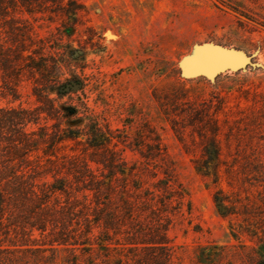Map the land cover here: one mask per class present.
I'll list each match as a JSON object with an SVG mask.
<instances>
[{"label": "rangeland", "instance_id": "374dc122", "mask_svg": "<svg viewBox=\"0 0 264 264\" xmlns=\"http://www.w3.org/2000/svg\"><path fill=\"white\" fill-rule=\"evenodd\" d=\"M77 1L83 9L71 34L61 15L25 16L47 45L60 43L59 53L67 56L62 80L82 82L55 104L87 107L104 131L110 129L108 154L132 171L123 185L136 203V219L122 218L119 233L93 225L84 240L82 205L74 202L90 204L94 195L80 190L66 167L75 157L87 159L98 174L102 166L91 159H102L107 151L88 143V119L67 122L63 127L81 128L77 140L54 148L42 143L30 158L70 180L67 195L57 194L53 202L72 213L66 233L78 244L31 249L50 247L44 244L49 238L36 230V245H23L20 235L8 233L6 221L0 227V264H257V251H264V0ZM208 44L242 51L243 67L211 77L187 76V60ZM19 73L13 79L17 97L0 95V104L35 109L38 75L27 69ZM51 96L57 98L55 92ZM54 122L42 118L28 130H43L49 139L57 131ZM212 141L218 153L211 158L204 148ZM52 173L45 180L52 181ZM136 181L142 190L134 188ZM146 189L175 200L153 214L142 204ZM178 194L182 198L176 200ZM158 222L165 229L169 261L159 251L129 243L143 235L135 237L136 223L149 229Z\"/></svg>", "mask_w": 264, "mask_h": 264}, {"label": "trees", "instance_id": "16d2710c", "mask_svg": "<svg viewBox=\"0 0 264 264\" xmlns=\"http://www.w3.org/2000/svg\"><path fill=\"white\" fill-rule=\"evenodd\" d=\"M82 9L83 6L77 0H0V78L3 81L0 85V95L4 98L8 95L17 97L13 79L18 77L22 69H27L33 73V76L38 75L35 77L36 85L34 86V94L39 103L37 108L0 104V156L5 157L3 161H0V227L7 221L8 233L12 230L15 236L20 235L23 245H36L37 240L33 237L36 230L49 238L48 243L44 244L50 247L31 249H54L55 245L78 244L77 239L71 242L66 233L72 213L67 208L59 206L57 202H53L57 194L67 195L71 186L70 180L67 177H58L52 173V170L47 171L40 163H35L30 158L32 152L40 150L42 143H47L54 148L64 140H77L81 134L79 132L81 128L76 131L71 127H63L67 122L80 123L88 119L86 133L88 143L92 147H104L107 151L104 158L91 159L98 164V167L102 166L98 174L87 159L76 162L77 157H75L66 167L67 173L73 174L80 190H89L94 195L93 206H91L93 202L88 204L78 199L74 202V205H82L80 214L87 231L84 240L89 239L93 225L103 224L107 231L113 229L119 233L122 230V218L126 217L133 222L136 219L134 209L136 203L130 199L127 186L123 185L126 179L132 176V171H128L126 164L119 162L113 154H108L111 152L108 143L112 141L110 129L107 128L104 131L98 118L89 113L87 107L81 111L80 105L72 101L70 104L64 102L60 106L55 104L57 99L60 101L67 93L68 95L73 93L75 84H82V82L62 80V66L67 56L59 53L60 48L57 46L60 43L53 42L47 45L45 38L34 31L33 25L25 16L40 13L41 16L46 15L52 18L53 15H61L67 19L63 27L67 29V34H71V26L76 24ZM70 22L72 24H69ZM52 92L57 94V98L51 96ZM42 118L46 121H55L53 127L57 131L49 139L43 130L39 133L28 130L29 125L39 124ZM204 150L208 157L218 153L217 145L213 141L209 146H205ZM49 162L54 164L53 160ZM63 166L65 167L66 163ZM49 172L54 178L52 181L45 180ZM118 180L122 182V185L118 184ZM134 188L142 190L143 187L139 181H136ZM145 195L144 200L140 199L143 200L144 209H149L156 215L158 209L166 211L168 204H172L175 200L171 194L161 197L157 191L151 189H146ZM84 196L88 199V194ZM158 196H160L159 199ZM181 198L182 195L178 194L176 200ZM215 202L219 208L223 205L219 194L215 195ZM112 203L116 205L111 207ZM158 204H161L163 209L156 208ZM91 207H93V213H90ZM91 215L93 217H90ZM138 225L136 223V227H133V233L135 237L143 235L139 239L138 237L129 239L132 240L129 243L135 246L142 244L143 247L152 251H159L161 257L169 261L170 253L164 241L166 233L165 229H161L162 222H158L155 228L149 229ZM87 242L83 241L80 244H89ZM257 254V264H264V251H257ZM87 264L94 263L90 260Z\"/></svg>", "mask_w": 264, "mask_h": 264}, {"label": "water", "instance_id": "95a60500", "mask_svg": "<svg viewBox=\"0 0 264 264\" xmlns=\"http://www.w3.org/2000/svg\"><path fill=\"white\" fill-rule=\"evenodd\" d=\"M244 60L242 51L208 44L197 48L195 55L187 60L185 72L189 77H211L242 68Z\"/></svg>", "mask_w": 264, "mask_h": 264}]
</instances>
